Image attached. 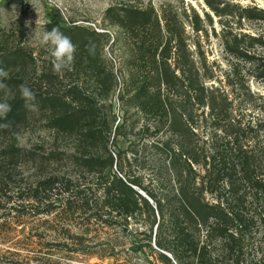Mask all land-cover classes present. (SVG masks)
I'll use <instances>...</instances> for the list:
<instances>
[{
  "label": "trees",
  "instance_id": "obj_1",
  "mask_svg": "<svg viewBox=\"0 0 264 264\" xmlns=\"http://www.w3.org/2000/svg\"><path fill=\"white\" fill-rule=\"evenodd\" d=\"M131 17L147 23L146 12ZM166 28L160 53L159 48L139 49L143 65L150 54L154 83L140 87L133 98L154 122L141 133L157 139L158 170L145 176L132 166L128 150L111 149L113 129L100 120L96 100L79 89L76 108L69 110L65 98L35 96L30 103L49 110L56 143L50 149L47 141L34 150L22 148L19 136L30 115L18 90L11 111L0 119V220L26 211L32 217L78 215L89 233L119 235V248L126 253L120 264H264L263 127L232 118L228 97L219 100L218 90L205 86L210 77L181 64L182 37L168 22ZM59 29L85 52L101 36L78 26ZM11 57L21 61L25 55L20 49ZM205 107L211 110L209 120L202 113L200 126L194 111ZM124 129L119 126V138L126 137ZM129 150L135 157L136 150ZM22 165L35 170L38 180L26 183Z\"/></svg>",
  "mask_w": 264,
  "mask_h": 264
},
{
  "label": "rangeland",
  "instance_id": "obj_2",
  "mask_svg": "<svg viewBox=\"0 0 264 264\" xmlns=\"http://www.w3.org/2000/svg\"><path fill=\"white\" fill-rule=\"evenodd\" d=\"M136 11L146 12L145 26L132 21L131 13ZM38 18L41 27L37 31H51L53 25L100 33L93 41L95 54L77 47L72 69L55 73L48 50L33 34ZM167 22L182 37L185 59L181 64L210 77L205 86L218 90L215 97L219 100L228 97L226 106L232 118L262 126L259 139L264 140V0H0V67L11 77L4 82L15 99L19 86L26 84L37 97L49 93L65 98L68 110L76 108L79 97L75 91L79 89L80 94L96 100L100 120L113 129L111 149L118 153L119 148L128 150L134 169L151 175L160 166L159 152L153 148L157 139L141 132L154 122L140 113L133 98L140 87L154 83L149 73L154 69L150 54L143 65L139 49L159 48L160 53L167 42ZM194 25L203 31L196 32ZM20 49L25 55L21 61L11 57ZM176 53L174 49L172 64ZM34 105L26 107L30 118L19 144L34 150L47 141L46 149H50L56 142L47 118L49 110ZM210 112L207 107L196 108L197 124H203L202 113L209 120ZM119 126H124L125 138H119ZM129 149L136 150L135 157ZM21 169L28 177L26 183L38 180L35 170L25 165ZM80 223L78 215L32 217L28 211L0 220V264L124 263L126 253L119 248V235L109 230L89 233ZM60 245L68 249L61 251ZM75 249L79 252H73Z\"/></svg>",
  "mask_w": 264,
  "mask_h": 264
},
{
  "label": "clouds",
  "instance_id": "obj_3",
  "mask_svg": "<svg viewBox=\"0 0 264 264\" xmlns=\"http://www.w3.org/2000/svg\"><path fill=\"white\" fill-rule=\"evenodd\" d=\"M26 24H30L26 22ZM41 27L39 18L36 20V28L33 32L35 38L38 40L40 46L45 47L51 57V64L53 71L57 74H62L66 70H71L75 61L77 51L76 45L72 42L71 38L60 31L59 28L53 27L51 31L46 29L37 31ZM88 52L90 55L95 54V45H88ZM10 72L5 68L0 67V92L3 93V98L0 99V119L6 118L7 114L11 111V104L9 100L15 99V94L4 82L10 79ZM21 99L24 100L26 107H35L30 103L35 100V93L26 84L19 86ZM4 126H7L5 124Z\"/></svg>",
  "mask_w": 264,
  "mask_h": 264
}]
</instances>
